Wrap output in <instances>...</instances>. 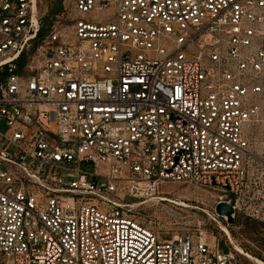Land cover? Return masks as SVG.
Here are the masks:
<instances>
[{
	"label": "built area",
	"instance_id": "1",
	"mask_svg": "<svg viewBox=\"0 0 264 264\" xmlns=\"http://www.w3.org/2000/svg\"><path fill=\"white\" fill-rule=\"evenodd\" d=\"M70 1L37 41L42 0H0V264H246L132 205L264 222V0Z\"/></svg>",
	"mask_w": 264,
	"mask_h": 264
},
{
	"label": "rangeland",
	"instance_id": "2",
	"mask_svg": "<svg viewBox=\"0 0 264 264\" xmlns=\"http://www.w3.org/2000/svg\"><path fill=\"white\" fill-rule=\"evenodd\" d=\"M57 2L58 0H42L43 19ZM70 2V0H60L59 11L50 18L51 23L56 19V15H60L61 22L66 23ZM159 197H165L166 201L159 200ZM216 200L215 193L207 189L180 183H166L160 187L159 193L146 197L145 203L140 205L134 203L132 213L141 223L161 232L164 239L187 232L201 233L210 242L218 241V248L225 253L230 247L225 241L227 235L220 227L226 226L234 242L245 252L258 260L263 258L264 222L235 214L233 223L228 224L223 217L215 213ZM179 202H183L184 205H179ZM241 257L246 264L253 261L246 256Z\"/></svg>",
	"mask_w": 264,
	"mask_h": 264
},
{
	"label": "trees",
	"instance_id": "3",
	"mask_svg": "<svg viewBox=\"0 0 264 264\" xmlns=\"http://www.w3.org/2000/svg\"><path fill=\"white\" fill-rule=\"evenodd\" d=\"M59 7H60V0H58L57 4L54 7L50 8L48 15H46L44 17L43 24H42V26L40 28L39 33H38L37 41H39L45 35L46 31L48 30V28H49V26L51 24L50 18L53 17L56 13H58ZM23 59L24 58L21 56L19 58V62H23Z\"/></svg>",
	"mask_w": 264,
	"mask_h": 264
},
{
	"label": "bare ground",
	"instance_id": "4",
	"mask_svg": "<svg viewBox=\"0 0 264 264\" xmlns=\"http://www.w3.org/2000/svg\"><path fill=\"white\" fill-rule=\"evenodd\" d=\"M158 199H159V200H165L166 198H165V197H159ZM165 201H166V200H165ZM143 203H145V201L140 202V203H138V204L140 205V204H143ZM178 204H179V205H184L183 202H181V203L179 202ZM220 228H221V230H222V231H223V232L229 237V240H230L231 243L233 244L234 249H235L238 253H240V254L246 256V257L249 258L250 260H253V262L260 263L261 260H258L257 258H253L251 255H249L247 252H245V251L242 249V247L239 246V244H236V243L234 242V240H233V238H232V236H231V233H230V231L228 230V228H227L226 226H222V227H220Z\"/></svg>",
	"mask_w": 264,
	"mask_h": 264
},
{
	"label": "water",
	"instance_id": "5",
	"mask_svg": "<svg viewBox=\"0 0 264 264\" xmlns=\"http://www.w3.org/2000/svg\"><path fill=\"white\" fill-rule=\"evenodd\" d=\"M215 213L218 215V216H221V217H226L225 218V221L228 223V224H232L233 223V220H234V217H233V209L228 206L227 204L223 203V202H219L215 205Z\"/></svg>",
	"mask_w": 264,
	"mask_h": 264
}]
</instances>
